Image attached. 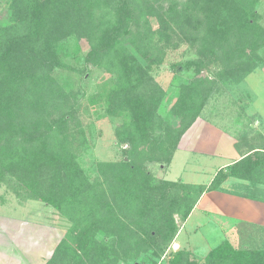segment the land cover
<instances>
[{
  "label": "trees",
  "instance_id": "trees-1",
  "mask_svg": "<svg viewBox=\"0 0 264 264\" xmlns=\"http://www.w3.org/2000/svg\"><path fill=\"white\" fill-rule=\"evenodd\" d=\"M9 1L11 19L0 25V185L70 223L46 264H119L150 252L167 264H264V249L229 240L204 262L170 250L180 229L176 216L187 221L205 193L224 191L231 177L248 181L249 192L259 189L264 135L246 153L240 140L242 159L209 184L158 180L147 168L170 165L219 84L242 81L264 60L259 0ZM71 37L89 42L87 66L112 74L108 112L124 119L116 129L124 156L98 163L95 178L79 162L90 145L83 103L56 76L67 69L57 46ZM182 47L194 58L171 67L196 76L172 107L175 127L159 113L166 93L151 68ZM212 68L214 78L204 76Z\"/></svg>",
  "mask_w": 264,
  "mask_h": 264
},
{
  "label": "rangeland",
  "instance_id": "rangeland-1",
  "mask_svg": "<svg viewBox=\"0 0 264 264\" xmlns=\"http://www.w3.org/2000/svg\"><path fill=\"white\" fill-rule=\"evenodd\" d=\"M10 5L9 0H0V25L9 23L11 19ZM257 12L261 15V22L264 26V0H259ZM57 48L67 69L57 71L56 76L60 84L67 90L75 91L83 103L81 118L87 130L90 145L80 155L79 162L89 177L95 178L98 175V163L121 159L124 156L123 150L127 148L125 144H120L116 134V129L124 122L123 117L108 112V95L113 87L114 78L106 70L92 65L87 66L86 57L90 51V44L86 39L71 37L59 44ZM185 49L182 47L178 52L172 53L165 64L151 68L152 76L166 93L159 113L175 127L179 126V121L173 114L172 107L178 98L181 86L190 83L196 76L194 71L176 72L171 67L172 63L170 62H184L187 58H194V54L190 51L184 56ZM217 72V68H212L211 71H205L204 76L214 78ZM253 73L258 76H252ZM253 73L242 81L231 79V81L221 82L199 118L210 122L237 140L253 139L257 134L264 133V60ZM260 76L261 78H259ZM195 135L193 133V136ZM184 158V155H179L168 174L169 165L149 162L147 168L158 180L162 178L179 180L182 177L183 181L191 184H209L219 165L225 161L206 159L207 161L204 160L205 164L203 163V172L192 173L190 167L200 160L199 156L190 155L186 160ZM186 162L190 164L187 170H185ZM261 182L258 186L259 189L251 192L246 188L249 186V182L245 180L230 183L229 188L234 193L242 195L255 193L264 198V176ZM2 210L15 215L23 213L22 216H26L30 220L29 240L33 239L35 233L30 225L37 222L36 225L42 234V240L45 242L54 240L51 245L46 243L49 253L56 240L62 239L70 228V223L54 208L47 207L39 201H23L16 197V194L11 192L5 184L0 185V211ZM176 220L179 226L182 225L181 216L177 215ZM193 223L194 221L189 227ZM235 225L228 222L224 227L223 235L217 232L218 240H215L213 245L204 246L202 236L196 240L187 241L188 251L198 260L204 262L207 261L211 248L224 240L232 241L236 245L240 243L245 248L264 249V226L258 224L238 226L235 230ZM119 264H167V262L165 257L157 259L150 252Z\"/></svg>",
  "mask_w": 264,
  "mask_h": 264
},
{
  "label": "crops",
  "instance_id": "crops-1",
  "mask_svg": "<svg viewBox=\"0 0 264 264\" xmlns=\"http://www.w3.org/2000/svg\"><path fill=\"white\" fill-rule=\"evenodd\" d=\"M253 75H255L254 77L258 76L255 73ZM193 133L196 135L193 136ZM259 135H264V133L257 134L253 139H245L244 153L247 152L249 143L250 145L259 143L257 139ZM239 141L203 118H198L182 137L172 162L168 166L167 174L179 155H184L185 160L190 155L199 156L200 160H196L197 163H195L196 161L193 162L195 164L191 167L186 162L185 170L190 167L192 173L203 172V163L205 164L204 160L207 161L206 159L225 160L219 165L216 170L217 173L220 169L231 166L242 159V153L236 147ZM256 146L258 147V145ZM171 181L191 184L183 181L182 177L179 180ZM238 181L242 180L231 177L223 184L224 191L207 192L200 198L188 220L180 225L170 250L174 252L188 250L187 241L196 240L199 236H202L204 246L213 245L215 240H218L217 232L223 235L224 227L228 222L236 224L235 230L238 226H253L254 224L264 226V201L247 198L242 194L232 192V189L229 188L230 183ZM22 215L24 214L15 215L5 210L0 211V264H46L62 239L56 240L49 253L46 249V243L51 245L54 240L51 239L47 242L42 240V234L36 225L37 222L30 225L35 233L33 239L29 240L30 220ZM192 221L194 223L189 227ZM224 241L213 246L211 251Z\"/></svg>",
  "mask_w": 264,
  "mask_h": 264
}]
</instances>
